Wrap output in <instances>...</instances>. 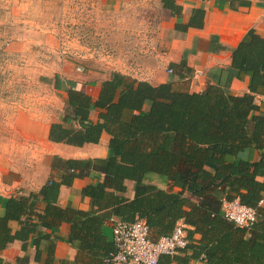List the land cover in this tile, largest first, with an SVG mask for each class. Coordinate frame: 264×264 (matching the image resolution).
I'll return each instance as SVG.
<instances>
[{"label":"trees","instance_id":"obj_1","mask_svg":"<svg viewBox=\"0 0 264 264\" xmlns=\"http://www.w3.org/2000/svg\"><path fill=\"white\" fill-rule=\"evenodd\" d=\"M231 67L239 78H250L249 93L236 96L219 85L195 93L173 82L154 86L114 73L93 99L71 84L66 91L69 109L61 122L51 125L49 140L83 147L106 135L107 156L58 159L57 169L68 166L59 181L49 180L38 193L7 199L0 213V252L15 240L33 238L35 259L40 260L41 244L47 241L45 264H56V239L40 227L55 231L67 223L70 232L64 241L78 250L74 264H106L115 252L107 223L143 219L153 241L170 235L179 221L188 226L189 246L173 257H161L158 264H264V207H258L264 196V111L255 100L264 94V37L249 32L234 50ZM177 68L179 81L191 72L184 60ZM93 110L99 111L96 122L90 120ZM251 149L260 153L258 161L239 157ZM79 169L104 176L82 189V199L92 201L90 211L58 206L61 187L71 186L82 175L76 173ZM148 174L165 177L168 188L145 183ZM127 181L135 183L133 199L123 196ZM236 198L257 208L252 227L239 228L224 217L223 200ZM39 202L43 213L37 211ZM11 222L20 225L15 233Z\"/></svg>","mask_w":264,"mask_h":264},{"label":"crops","instance_id":"obj_2","mask_svg":"<svg viewBox=\"0 0 264 264\" xmlns=\"http://www.w3.org/2000/svg\"><path fill=\"white\" fill-rule=\"evenodd\" d=\"M142 4H146V7L150 8L147 12L152 13L149 14L152 20L148 27V38L141 42L137 50L123 52L116 47V53L109 58V65L102 71L91 72L87 76H77L73 81L63 83L61 94L66 100L64 105L68 109L66 91L71 84L76 83L78 90L97 99L101 83L111 78L114 73H119L130 81H145L154 86L173 82L195 93L206 92L212 85H219L227 93L236 96L249 93L250 78L248 76L239 78V71L231 67L232 54L249 32L253 31L264 37V0H100L99 2V5L110 15H121L124 14L123 11L130 13V10L137 12L136 8ZM129 47L127 49H130ZM183 60L186 61L191 72L183 81H179L177 65ZM169 69L174 70L173 74H169ZM255 100L263 112L264 94L256 95ZM98 113V110L91 111L90 120L96 122ZM63 116L64 114L61 113L48 122L44 139L48 149L41 158V170L30 168L29 171L26 169L15 171V174L22 176L24 174L25 177L19 179L18 176H14L3 186L0 191V213L4 211L7 199L38 193L49 180L59 181L63 171L68 170V166L57 169L58 159L93 161L107 156L109 137L106 135L102 136L98 144H85L83 147L51 142L50 127L54 123L61 122ZM36 124L37 119L34 121L35 126ZM48 157H52L53 161L42 163V160ZM239 157L254 162L259 160L260 153L251 149L246 150ZM76 173L82 175L78 176L71 186L61 187L58 206L66 208L71 204L76 209L90 211L92 201L90 198L82 199V189L95 182V179L101 178L102 181L104 176L93 169L83 172L79 169ZM144 182L160 189H167L169 186V181L165 177L155 174H148ZM126 185L127 192L123 196L133 199L135 183L127 181ZM190 199L197 201L193 197ZM44 207V204L39 202L37 211L43 213ZM117 220L119 219L115 218L107 223V229L112 236L113 224ZM10 227L13 233L20 229L18 222H11ZM69 229L67 223H61L55 231L40 227L43 234L49 235L52 240L56 239V264H74L77 258L78 250L64 241L69 236ZM32 239L30 238L27 243L15 240L9 244L0 252L3 264H45L49 242H42L40 260L37 261L35 259L37 250L32 245ZM23 246L26 250H23ZM193 264L205 263L197 261Z\"/></svg>","mask_w":264,"mask_h":264},{"label":"rangeland","instance_id":"obj_3","mask_svg":"<svg viewBox=\"0 0 264 264\" xmlns=\"http://www.w3.org/2000/svg\"><path fill=\"white\" fill-rule=\"evenodd\" d=\"M99 2L0 0V191L25 177L15 171L41 170L48 122L68 111L63 83L102 71L116 47L137 50L148 38L146 4L110 15Z\"/></svg>","mask_w":264,"mask_h":264},{"label":"built area","instance_id":"obj_4","mask_svg":"<svg viewBox=\"0 0 264 264\" xmlns=\"http://www.w3.org/2000/svg\"><path fill=\"white\" fill-rule=\"evenodd\" d=\"M83 70L78 69L79 72ZM168 72L173 74L172 69ZM258 207H264V196ZM221 210L224 217L239 228L252 227L259 217L257 208L243 204L238 198L223 200ZM187 230L188 226L179 221L170 235L153 241L145 220L136 219L131 223L117 220L112 228L115 252L106 264H158L161 257H173L189 246Z\"/></svg>","mask_w":264,"mask_h":264}]
</instances>
